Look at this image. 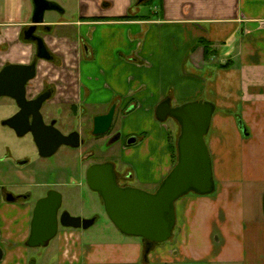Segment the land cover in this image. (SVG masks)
<instances>
[{
  "label": "crops",
  "instance_id": "obj_1",
  "mask_svg": "<svg viewBox=\"0 0 264 264\" xmlns=\"http://www.w3.org/2000/svg\"><path fill=\"white\" fill-rule=\"evenodd\" d=\"M138 1L76 0L69 19L45 21L56 31L47 37L52 48L62 41V52L76 49L73 56L65 53L67 66L79 74L75 97L86 100L91 118L120 108L123 139H138L117 146L121 172L132 176L128 186L157 190L173 168L171 130L156 118L166 99L172 106L215 105L213 120L226 121L227 154L235 151L240 174L214 178L211 195L179 200L176 232L165 243L149 247L115 226H106L101 237L66 230L55 254L36 259L24 245L30 209L7 205L0 195V239L17 244L2 247L0 264H264V0H157V11L149 13ZM33 13V0H0V67L27 59L30 48H21L18 37ZM80 40L89 47L86 55ZM202 41L211 43L209 58ZM11 209L10 221L25 218L23 238L3 226Z\"/></svg>",
  "mask_w": 264,
  "mask_h": 264
},
{
  "label": "flooded vegetation",
  "instance_id": "obj_2",
  "mask_svg": "<svg viewBox=\"0 0 264 264\" xmlns=\"http://www.w3.org/2000/svg\"><path fill=\"white\" fill-rule=\"evenodd\" d=\"M52 30L50 25L34 24L31 21L22 29L18 37L21 48H30L27 59L8 60L0 67L1 74L9 65H34L30 70L7 72L3 87H0V92L6 94L0 97L5 112L0 119V195L7 205L30 209L29 231L31 232V222L37 202L52 191L60 193L62 202L58 210L59 235L66 230H76L62 226L61 218L64 213L87 219L85 217L87 191L80 193L79 189L87 190V171L93 164L114 163L119 184L129 185L131 174L123 176L117 168L116 161L110 160L119 158V150L114 154L109 152L117 148L121 142L129 146L128 142L137 137L129 136L123 139L119 128L120 108L117 106L110 129L103 135L94 134V118L97 116L91 118L87 113L86 100L75 97L74 81L79 74L74 67L66 64L65 55L73 56L76 49L71 48V52H65L66 54L60 50L61 47L54 50L47 40ZM36 37L43 39L52 56L51 60L39 57ZM70 42L76 41L70 39ZM62 43V41L57 42L55 45L64 46L65 44ZM78 44L80 52L86 55L89 52L86 42L80 40ZM10 47V44H4L1 49L8 51ZM23 54L26 55V52ZM1 128L5 134L1 132ZM66 139L68 143H64ZM93 139L105 140L103 145L106 147L108 160L97 162L96 154L91 151ZM28 144L33 146V150L27 149ZM39 191L42 194H39ZM69 200L73 204L81 202L76 215L67 207L71 202ZM60 228L64 230L60 231ZM24 245L28 249H36L28 246V240ZM3 246L12 249L17 244L0 239V247Z\"/></svg>",
  "mask_w": 264,
  "mask_h": 264
},
{
  "label": "water",
  "instance_id": "obj_3",
  "mask_svg": "<svg viewBox=\"0 0 264 264\" xmlns=\"http://www.w3.org/2000/svg\"><path fill=\"white\" fill-rule=\"evenodd\" d=\"M148 0H139L141 5ZM34 24H45L47 12L63 14L65 10L56 2L33 0ZM35 27L32 28L34 30ZM38 55L51 60L42 38L36 37ZM33 66L9 65L0 74L3 87L7 72L32 69ZM6 95L0 92V97ZM20 98V97H19ZM116 106L109 113L94 118V134H105L113 124ZM215 105L207 101H194L172 106L171 99L161 102L156 109V118L161 123L175 120L180 127L177 140V163L162 181L158 189L150 192L134 186H121L115 164L112 162L93 164L87 171L88 187L102 199L105 211L114 226L123 234L147 240L149 245L169 241L177 223L176 204L189 194L210 195L215 191V180L211 153L206 141L209 134ZM245 133V128L243 129ZM137 139L130 140L134 145ZM68 143V140H64ZM62 197L58 192H50L39 200L33 212L31 232L28 238L30 248L46 247L59 232L58 210ZM97 218L82 219L64 213L62 226L88 230ZM4 252L0 247V261Z\"/></svg>",
  "mask_w": 264,
  "mask_h": 264
},
{
  "label": "rangeland",
  "instance_id": "obj_4",
  "mask_svg": "<svg viewBox=\"0 0 264 264\" xmlns=\"http://www.w3.org/2000/svg\"><path fill=\"white\" fill-rule=\"evenodd\" d=\"M48 1L56 2L65 10V12H64V14H61V13H58L55 11L47 12L46 16H45V21L69 19L70 16L72 15V13L75 12V10H76V5H77L76 0H48ZM157 5H159L157 3V0H151V2H149V3L141 4L140 6H138V8H140L143 13H149L153 10L157 11V9L156 10L154 9V8H157V7H155ZM55 32H52V35ZM57 47H58V45H55V46H53V49L55 50ZM60 47L62 48V46H60ZM62 49L66 50V48H62ZM70 50H71V48L68 49V51H70ZM211 65H212V63H209V66H211ZM205 97L207 98L208 96L205 95ZM2 105H3V102L0 103V119H2L3 116L5 115L4 107ZM222 111H223V109H221V112ZM219 118L220 117H217L213 120V124H212V127L210 129V132L206 136V141H207V144H208V147H209V150L211 153V157H212L214 178L216 179V181H219L221 178H223V176H230L231 175L233 177H236L240 174V172L237 171L238 164H237V160H236V155L234 154L235 151L230 153V154H227V150H226V146H227V144H226L227 143L226 121H223L221 119L219 120ZM166 125L169 126V129L171 130V134L173 136V142H174L177 139L178 135L180 134L179 124L175 120L169 119L167 121ZM1 132L3 134H5V131L2 130V128H1ZM104 142H105V140H103V139H101L99 141H96L94 139L92 140V150L91 151L96 154L95 158H96L97 162H104V161L109 159L108 155H107L108 153L107 152L105 153L106 147H105V145H103ZM222 143H225V145L221 146ZM27 149L33 150V146L28 144ZM117 152H118V148H114L109 153L114 154ZM110 160H112L114 162L116 161L117 168H118L119 172L124 170V168L121 166V161L118 157L112 158ZM132 184L137 185L135 183H132ZM139 187H141V185ZM143 188H145L148 191H155L156 190L154 187H143ZM79 190H80L79 191L80 193H84L85 191H87L86 192L87 193V207L85 208L86 209L85 217H87V219L96 217L97 221H96L95 225L92 226L87 231H85V230H78V231L83 232V233H85V232L97 233V236L101 237L102 234L106 233V231L108 230L106 228V226H109L110 229H112L114 231L117 230V229H115L112 221L109 219V217L105 211L103 201L99 197V195L97 193H95L94 191H92L88 187V184H87V190H86V188H80ZM38 193L42 194V192H40V191ZM191 196H197V195L191 194ZM73 198H75V197H73ZM69 201H71V200H69ZM80 205H81V202H75L73 204L71 201L69 206H67V207L74 213V215H76L77 210L80 207ZM12 210L14 211L15 209H11L7 213L5 212V217H6L5 219H7V220L4 221L3 226H9L10 231L12 229L13 232H19L20 233L19 235H21V236L17 235V237L23 238L25 235L24 229L25 228L27 229V226L23 227L21 223L23 222V220L25 218L21 219L19 224L10 221V218L12 219L11 215H13V214H10L9 212ZM0 211L2 213L1 209H0ZM24 224H25V220L23 222V225ZM62 230H64V228H60V231H62ZM3 232L6 233L9 231L3 229ZM175 232H176V229H175ZM59 235H58V237H59ZM58 237L54 238L49 243V245H47L46 247H38L36 249H30L31 250L30 252H31V255L33 256V258H35V259L38 258L40 254H45V255L49 254L50 255L51 251H54L53 253L55 254V252H56L55 249L57 246ZM178 264H180V263H178Z\"/></svg>",
  "mask_w": 264,
  "mask_h": 264
},
{
  "label": "trees",
  "instance_id": "obj_5",
  "mask_svg": "<svg viewBox=\"0 0 264 264\" xmlns=\"http://www.w3.org/2000/svg\"><path fill=\"white\" fill-rule=\"evenodd\" d=\"M151 2V0H148L147 2L143 3V4H146V3H149ZM138 17H135V16H126L122 19L124 20H134ZM204 47H205V51H206V58H209L210 56L213 55V51L211 49V43L210 42H206V41H202ZM228 65H225L223 66V68H227ZM179 136V135H178ZM176 139V138H175ZM177 140H178V137L177 139L173 142V136L172 134L170 133L169 134V142H170V147H171V151H172V159H173V167L175 166L176 164V160H177ZM193 194V193H192ZM191 195V194H190ZM196 195V194H195ZM151 245H149L150 247ZM149 248L147 247L146 251H148Z\"/></svg>",
  "mask_w": 264,
  "mask_h": 264
}]
</instances>
